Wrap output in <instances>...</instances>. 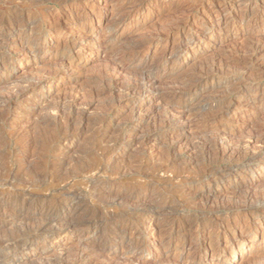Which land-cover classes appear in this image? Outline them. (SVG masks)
Wrapping results in <instances>:
<instances>
[{"label": "rangeland", "instance_id": "obj_1", "mask_svg": "<svg viewBox=\"0 0 264 264\" xmlns=\"http://www.w3.org/2000/svg\"><path fill=\"white\" fill-rule=\"evenodd\" d=\"M0 18V102L13 104L6 119L0 104L1 166L33 187L37 214L59 212L54 236L8 259L264 264V0H0ZM149 77L155 90H127ZM41 82L23 104L8 98ZM70 107L82 119L48 142ZM21 190L0 185V202ZM71 205L88 216L69 230ZM5 212L0 225L29 224L14 200ZM34 219L0 245L23 247Z\"/></svg>", "mask_w": 264, "mask_h": 264}, {"label": "bare ground", "instance_id": "obj_2", "mask_svg": "<svg viewBox=\"0 0 264 264\" xmlns=\"http://www.w3.org/2000/svg\"><path fill=\"white\" fill-rule=\"evenodd\" d=\"M39 1L42 2L43 0H39ZM3 8H5V7H3ZM14 16H16V15H14ZM4 22H5V20L0 18V24L4 23ZM9 28L8 29H9L10 33L14 32L17 29V27L14 24H11L9 26ZM3 39L4 38L1 35L0 36V49L1 48L5 49L7 47L6 45H4L5 42H3L4 41ZM151 77L146 78L142 83H137L135 85H129L127 87V90L130 92H132V91L138 92L144 88H147L149 90H152V89L155 90V85H157V79L151 78ZM1 78H3V77H1ZM44 86H45V83H43V82L39 83V85L30 84L27 87L25 86V87L20 88L18 91L14 92L12 95H9L8 98H10V96H11L13 99H15L17 101V103H18V101H21V103L23 104L22 99L24 100V98H26L28 95H30L31 93H34L35 91H38L39 89H42ZM161 98L168 99L167 96H161ZM0 104L5 105L4 107H2L3 109L2 108L1 109L3 110L2 114H3L4 119H6L8 116V112L12 108L13 104L11 101L8 103L7 101L5 102L4 100H1ZM29 106L30 105H26L25 108H29ZM80 118L82 119V117L79 114L75 113V111L71 107L68 108V110L66 109V111H58L57 115L54 116L52 118V120L50 121V123L47 125L48 131L45 134L47 136L48 142L52 139L58 138L59 136H61L63 134H69L71 132V130H73V128L75 127L76 122ZM62 121H64L63 126H62ZM108 121L106 118H104L98 124V128L95 131L94 137H93L95 142H97L102 128L108 124ZM107 126H109V125H107ZM115 134H116V132H115ZM21 136H22L21 134H15L14 135L15 140H19L21 138ZM120 142H121L120 137H116L114 140L110 139V141L108 142L109 146H107L104 149L99 148V150H100L99 154H98V150H97V152H96L97 156H99L100 158H104L106 156L112 155V153L120 146ZM110 143H112V144L110 145ZM20 152H24L25 154H27V153L30 154V147L28 145L22 147L21 149H19L14 154V156ZM94 152L92 151L91 154H94ZM5 154H7V153H5ZM1 155H2V153L0 154V160L1 161L3 160V162H4V158L2 159ZM8 156H10V155H8ZM8 159H10V158H8ZM78 170H80V174L82 176H87L88 174H90L92 171L95 170V167L94 166L83 167V168H78ZM60 177H61L60 174H54L50 177H47V181H49L48 183H54V182L58 181ZM0 185H2L5 188H11V189H13L17 186L22 187V190L15 193L14 197H12L11 200L9 199L8 201H1L0 202V218L3 215H5V213H6L5 210L10 207V205L13 203V200H14V202L17 203V207L19 210V212H16V215H18L17 218L20 217V219H25V220H28L27 222H29V224H27V223L23 224L22 223V225H15V222L14 223H5L4 222L0 225V235L1 234H8V233H19L20 231L25 230L30 225V222L32 220H35L34 216L40 215L43 217V219L40 223H38L37 225L34 224L36 227V233L37 234L34 236V238L32 240L26 241V243L23 244V247H20L21 245H19V242H13V243H8L6 245H0V251H2V258H5V262L0 261V264H21L22 260L19 257H14L11 259H8V257L14 256L17 253V251H20L23 248H27V245L29 243H32L31 246L34 247V245H37V243L39 241H45L48 237L54 236L56 233L49 231L48 227L50 224L58 222L56 219L57 218L56 216L59 214V212H58V209L56 210V209L48 208L46 211H42V212L37 214L39 209L38 208H32L33 207L32 205L39 203V202L36 198H32L29 196L30 193L32 192L33 187L29 186L30 183L28 181L18 179V177L16 175H14L13 171L8 169L6 172H4L2 169V166H1V162H0ZM39 189H41V188H39ZM249 199H250V196L246 195L244 202H245L246 206H248V208H253L256 203L250 202L251 200H249ZM256 199H258V198H256ZM42 206H43V208H45V203H43ZM69 208L72 212V215L67 216V217L71 218L72 221L69 222L67 226H68L69 230H71V229H75L76 224L79 221H83L88 216V213L76 212L77 208L75 207V205H71ZM13 224L15 225V227H13L12 230H9V227H11V225H13ZM97 230H98V228H96L94 230V232H96ZM104 240L106 243H112L114 240V237L108 236ZM130 242H132V241H130Z\"/></svg>", "mask_w": 264, "mask_h": 264}]
</instances>
